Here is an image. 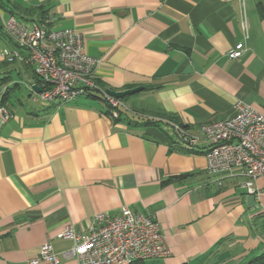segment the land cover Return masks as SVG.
Listing matches in <instances>:
<instances>
[{
  "label": "crops",
  "instance_id": "0c3cea01",
  "mask_svg": "<svg viewBox=\"0 0 264 264\" xmlns=\"http://www.w3.org/2000/svg\"><path fill=\"white\" fill-rule=\"evenodd\" d=\"M2 1L25 20L79 31L105 90L138 89L114 117L89 94L34 102L31 66L0 70L10 78L0 87L19 84L2 104L12 117L0 123V264H30L44 243L60 264H77L59 233H86L95 214L123 207L159 224L168 255L149 264H245L264 252V177L248 194L236 171L207 172L203 139L189 151L154 123L175 118L199 136L237 100L264 112V0ZM0 41L14 46L1 22ZM238 42L246 50L231 60Z\"/></svg>",
  "mask_w": 264,
  "mask_h": 264
},
{
  "label": "built area",
  "instance_id": "2783aa9c",
  "mask_svg": "<svg viewBox=\"0 0 264 264\" xmlns=\"http://www.w3.org/2000/svg\"><path fill=\"white\" fill-rule=\"evenodd\" d=\"M0 22L3 34L14 43L13 47L1 46V58L31 66L40 80L39 84H25L32 101L42 105L55 100L67 103L95 93L109 104L114 117L127 109L121 99L109 95L96 83L100 60L84 51L79 31L69 27L51 28L41 21H21L2 9ZM242 28L247 38L245 20ZM245 50L243 42H238L227 52V57L236 60ZM5 90L6 87H0V94ZM11 117V112L0 103V123ZM162 125L175 135L176 144L189 151L197 148L200 139L206 142L204 157L209 174L233 175L236 171L244 178L241 185L246 192H256L255 180L264 177V112L237 100L231 115L201 124L199 136L189 134L183 126L170 120L163 121ZM58 237L72 242L69 253L75 256L77 264H131L168 255L154 217L128 207L121 208L117 215L95 214L86 233H75L66 226ZM41 261L60 264L58 254L48 243L40 246L38 257L29 263Z\"/></svg>",
  "mask_w": 264,
  "mask_h": 264
},
{
  "label": "trees",
  "instance_id": "16d2710c",
  "mask_svg": "<svg viewBox=\"0 0 264 264\" xmlns=\"http://www.w3.org/2000/svg\"><path fill=\"white\" fill-rule=\"evenodd\" d=\"M0 9H2L3 11L9 12L11 14H14L21 21H27V22L28 21H33V19H31V20H25L23 18V16L18 15L17 13H15L14 11H12L7 5H5L2 0H0ZM14 62H16V61L8 62V61H6V60L3 59V62L0 63V70H4L5 67H7V65H9L11 63H14ZM4 75H5V73H4ZM8 81H10V78L9 77H7V76L0 77V86L3 85L5 82H8ZM34 81H35L34 82L35 84H39L40 83V80L35 75H34ZM18 87H19V84L18 83H12L11 87L9 89L7 88L5 90V92L3 93V95H2V97L0 99V103L1 104H4L5 103L6 96L8 95V90H12V88L14 89V88H18ZM89 97H91L93 99H98V100L104 102L105 105H106V107L108 108L107 110H108L109 114L112 115V112H111L112 109H111V107L109 106V104L100 95L97 96V94H89ZM119 115H120V112H118V114H117L116 117H119ZM175 120H176L175 118H171L170 119V121H173V122L177 123V121H175ZM154 123L157 124V125H159L160 128H161V126H163L162 123L160 121H158V120H155ZM168 138H169V142L170 143L176 144L175 140L171 136H168ZM180 177H183V176H174V177L169 178L168 180L178 179ZM131 264H145V262L144 261H136V262H133ZM245 264H264V252H262L259 255H257L255 257L249 259Z\"/></svg>",
  "mask_w": 264,
  "mask_h": 264
},
{
  "label": "water",
  "instance_id": "95a60500",
  "mask_svg": "<svg viewBox=\"0 0 264 264\" xmlns=\"http://www.w3.org/2000/svg\"><path fill=\"white\" fill-rule=\"evenodd\" d=\"M33 87L35 88L36 91H39V88H37L36 85H33ZM138 88H133V89H127V90H123V91H112V90H106V92L111 95L114 96L116 98H122L125 95L131 94L133 92H135Z\"/></svg>",
  "mask_w": 264,
  "mask_h": 264
},
{
  "label": "rangeland",
  "instance_id": "374dc122",
  "mask_svg": "<svg viewBox=\"0 0 264 264\" xmlns=\"http://www.w3.org/2000/svg\"><path fill=\"white\" fill-rule=\"evenodd\" d=\"M18 94H19V93H18ZM21 94H22V98L27 99V98H26V94L24 93V90H23V89H21ZM149 262H150V260H145V263H146V264H149Z\"/></svg>",
  "mask_w": 264,
  "mask_h": 264
}]
</instances>
